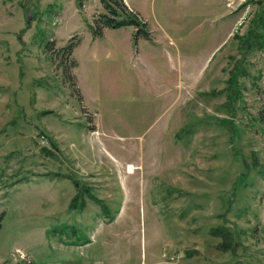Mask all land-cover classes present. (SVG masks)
<instances>
[{
  "label": "rangeland",
  "instance_id": "rangeland-1",
  "mask_svg": "<svg viewBox=\"0 0 264 264\" xmlns=\"http://www.w3.org/2000/svg\"><path fill=\"white\" fill-rule=\"evenodd\" d=\"M124 2L0 0V264H264V0Z\"/></svg>",
  "mask_w": 264,
  "mask_h": 264
},
{
  "label": "trees",
  "instance_id": "trees-1",
  "mask_svg": "<svg viewBox=\"0 0 264 264\" xmlns=\"http://www.w3.org/2000/svg\"><path fill=\"white\" fill-rule=\"evenodd\" d=\"M106 13H103L94 19L93 24H90L91 32L94 37L102 38L104 36V31L107 29L116 30L125 27H134V40L135 44L139 42L140 39L150 40L151 35L148 27V23L140 19V14L131 9L130 6L126 5L124 0H101ZM78 43L70 42L65 47H62V55L67 59H70L74 49L77 47ZM78 66L75 59L71 60L70 70ZM69 70V67L65 70L69 78L73 82V87L76 86V77H74ZM76 202H74L75 204ZM0 217V229H1V219Z\"/></svg>",
  "mask_w": 264,
  "mask_h": 264
},
{
  "label": "bare ground",
  "instance_id": "bare-ground-1",
  "mask_svg": "<svg viewBox=\"0 0 264 264\" xmlns=\"http://www.w3.org/2000/svg\"><path fill=\"white\" fill-rule=\"evenodd\" d=\"M135 166L130 165V172H132V170L134 169Z\"/></svg>",
  "mask_w": 264,
  "mask_h": 264
},
{
  "label": "crops",
  "instance_id": "crops-1",
  "mask_svg": "<svg viewBox=\"0 0 264 264\" xmlns=\"http://www.w3.org/2000/svg\"><path fill=\"white\" fill-rule=\"evenodd\" d=\"M128 1V0H127ZM128 4V3H127Z\"/></svg>",
  "mask_w": 264,
  "mask_h": 264
}]
</instances>
